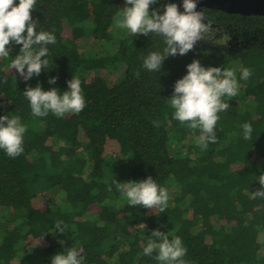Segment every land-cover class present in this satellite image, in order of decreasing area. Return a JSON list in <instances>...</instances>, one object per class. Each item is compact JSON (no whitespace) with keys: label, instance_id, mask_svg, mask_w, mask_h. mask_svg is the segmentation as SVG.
Returning <instances> with one entry per match:
<instances>
[{"label":"trees","instance_id":"trees-1","mask_svg":"<svg viewBox=\"0 0 264 264\" xmlns=\"http://www.w3.org/2000/svg\"><path fill=\"white\" fill-rule=\"evenodd\" d=\"M167 3L181 2L157 0L150 11L163 13ZM125 6V0H36V30L56 36L47 46L49 69L25 81L10 68L21 45L11 43L10 55L0 57V116L26 127L19 156L0 149V264H51L73 248L82 264H164L155 252L143 253L154 229L182 239L183 264H264V197L253 195L264 174V15L203 7L214 28L224 29V44L201 41L150 72L143 58L162 51L163 38L130 30L113 38ZM87 32L103 54L81 50ZM109 43L114 49L104 52ZM193 59L234 69L239 83L236 97L223 98L230 108L218 113L217 139L206 149L196 142L200 130L176 120L170 105L175 81ZM101 68L109 81L92 73ZM243 68L252 70L247 80L240 79ZM72 77L85 98L79 114H32L27 87L63 92ZM245 123L253 129L248 140ZM149 176L168 191L165 212L129 206L113 183ZM56 221L67 225L65 233L55 231Z\"/></svg>","mask_w":264,"mask_h":264},{"label":"clouds","instance_id":"clouds-1","mask_svg":"<svg viewBox=\"0 0 264 264\" xmlns=\"http://www.w3.org/2000/svg\"><path fill=\"white\" fill-rule=\"evenodd\" d=\"M157 0H125V7L121 9L117 26L130 30L132 36L155 34L163 38L162 51H153L143 58V68L150 72H160L163 62L169 56L186 55L193 51L201 41L223 45L224 41L217 38L218 28H213L214 20L202 10H197L198 0H183V11L176 3L164 5L163 13L149 6ZM36 7V0H0V57H8L11 43L21 45L19 54L11 61L10 68L15 69L20 77L29 81L33 76H39L42 70L49 69L48 45L56 43L53 32L37 31V21L33 20L31 11ZM26 33V34H25ZM43 58V59H42ZM187 73L175 81L170 105L174 109L173 117L181 124H187L192 130H200L197 144L206 149L209 143L216 142L214 128L219 119L218 113L230 108L228 101L236 97L239 92V83L236 71L232 68L219 66L205 67L199 59H193L186 65ZM137 77L139 71L136 72ZM252 70L243 68L240 73L241 80H247ZM56 77H50L49 84H55ZM68 88L61 92L58 88L44 90L38 83L35 87H27L23 95L30 102L31 112L34 116L42 117L49 112L57 117L66 113L79 114L85 107V98L82 94L81 81L72 77L67 82ZM155 121V126H159ZM243 138L251 139L253 131L250 123H245ZM26 127L18 119L10 115L0 116V149L15 158L23 151V136ZM260 189L255 191V197H264V174L257 177ZM118 191L122 192L129 206H143L145 208H158L165 212L169 200L168 191L159 187L151 177L140 181L118 182L113 180ZM112 190L111 186L108 189ZM55 231L65 233L67 225L62 221L55 222ZM54 231V232H55ZM39 243V242H38ZM37 243V244H38ZM61 243H63L61 241ZM164 264H183L182 257L187 249L179 236L169 238V235L154 229L148 236L143 253L152 256ZM81 257L76 249L55 254L51 264H82Z\"/></svg>","mask_w":264,"mask_h":264},{"label":"water","instance_id":"water-1","mask_svg":"<svg viewBox=\"0 0 264 264\" xmlns=\"http://www.w3.org/2000/svg\"><path fill=\"white\" fill-rule=\"evenodd\" d=\"M203 7L241 15H264V0H198L197 10Z\"/></svg>","mask_w":264,"mask_h":264},{"label":"rangeland","instance_id":"rangeland-1","mask_svg":"<svg viewBox=\"0 0 264 264\" xmlns=\"http://www.w3.org/2000/svg\"><path fill=\"white\" fill-rule=\"evenodd\" d=\"M178 7L182 9L183 8L182 7V3H178ZM118 19L115 18V20L113 22V26L111 28V32H112L113 38H118V37L124 35V33H126V31L128 30V29H122V28L117 26V20ZM86 27H87V29H90L91 25L88 24V26H86ZM87 29H85V30H87ZM218 29H219L220 32L217 33V38H221V40H223V41L226 40L227 39V37H226L227 35H226L224 29H220V28H218ZM202 42L211 43V42H208V41H202ZM211 44H213V43H211ZM80 47H81V50L84 53L103 54V51H99L97 49V46L95 44V40L93 39V37L88 32L81 39ZM114 47H115V45L113 43H109V44L106 45L104 52H108V51L111 52L114 49ZM111 70H112V68H110V71ZM92 73H94L95 75L102 76L106 80L109 79L108 75H109L110 72L106 71L105 69L101 68V69L92 70ZM117 77H120V75H117ZM171 149H172V147L170 146V150Z\"/></svg>","mask_w":264,"mask_h":264},{"label":"flooded vegetation","instance_id":"flooded-vegetation-1","mask_svg":"<svg viewBox=\"0 0 264 264\" xmlns=\"http://www.w3.org/2000/svg\"><path fill=\"white\" fill-rule=\"evenodd\" d=\"M180 10H181V12L183 11V8L181 9V8H179ZM199 10H202L201 8L199 9ZM213 27H214V24L212 25Z\"/></svg>","mask_w":264,"mask_h":264}]
</instances>
